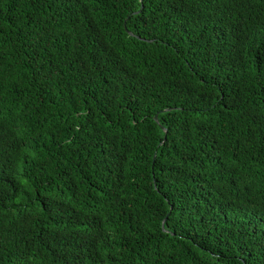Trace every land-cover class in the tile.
Segmentation results:
<instances>
[{"label":"trees","instance_id":"trees-1","mask_svg":"<svg viewBox=\"0 0 264 264\" xmlns=\"http://www.w3.org/2000/svg\"><path fill=\"white\" fill-rule=\"evenodd\" d=\"M0 264H264V0H0Z\"/></svg>","mask_w":264,"mask_h":264},{"label":"water","instance_id":"water-1","mask_svg":"<svg viewBox=\"0 0 264 264\" xmlns=\"http://www.w3.org/2000/svg\"><path fill=\"white\" fill-rule=\"evenodd\" d=\"M154 120L156 121V122H158V119H157V116L155 115L154 116ZM165 130V129H164ZM166 131V130H165Z\"/></svg>","mask_w":264,"mask_h":264}]
</instances>
